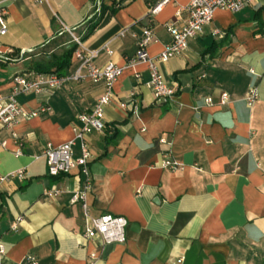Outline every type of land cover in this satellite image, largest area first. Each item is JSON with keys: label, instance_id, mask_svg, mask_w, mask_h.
<instances>
[{"label": "crops", "instance_id": "obj_1", "mask_svg": "<svg viewBox=\"0 0 264 264\" xmlns=\"http://www.w3.org/2000/svg\"><path fill=\"white\" fill-rule=\"evenodd\" d=\"M153 1L101 0L94 13L95 0H0L7 22L0 36L2 95L14 74L37 73L36 62L70 46L69 32L71 38L52 42L65 28L81 39L96 24L81 39L84 48L97 51L96 65L122 67L114 92L125 100L135 91L140 105L128 115L111 102L105 129L86 135L91 181L85 189L77 167L49 175L41 151L74 138L77 114L92 108L103 85L83 79L50 95L18 96L25 111L45 103L50 109L0 131V176L20 168L28 173L0 183V264H264V0L236 12L217 9L186 50L159 64L177 89L165 103L147 85V64L131 62L136 37L151 26L147 52L158 55L171 40L166 23L190 0L150 15ZM213 28L225 35L214 37ZM75 63L71 55L65 73ZM252 89L257 96L250 103ZM80 154L75 140L73 157ZM164 159L182 168L165 167ZM83 190L87 213L81 200L71 202ZM104 213L126 218L124 242L85 236L87 218Z\"/></svg>", "mask_w": 264, "mask_h": 264}, {"label": "built area", "instance_id": "obj_2", "mask_svg": "<svg viewBox=\"0 0 264 264\" xmlns=\"http://www.w3.org/2000/svg\"><path fill=\"white\" fill-rule=\"evenodd\" d=\"M35 4H46L48 0H30ZM253 0H190L186 5L177 8L175 16L177 19L173 22L166 23L167 30L171 35V40L164 45L163 50L156 56H150L147 52V46L154 40L153 28L145 26L141 33L136 37V51L131 59L133 61H142L147 64L149 71L148 87L153 93L156 102H168L176 94L177 89L166 82L160 73L159 64L164 63L174 55L180 54L188 47V40L202 33L203 28L210 24L214 12L217 9L229 10L236 12L249 5ZM174 2V0H154L148 3V13L155 15L161 12L164 7ZM101 10V0H95L94 13ZM6 10L0 4V36L7 32V22L5 18ZM66 32L72 35V41L76 44V48L72 53L75 60V67L72 71L64 74L56 72L50 73H30V74H14L10 78V87L7 95L0 92V131L10 127L21 118H31L40 112L50 109L47 103L42 104L32 111H25L18 101L19 95H50L58 90L65 82H80L88 79L92 83H101L103 85L102 94L96 99L92 108L87 112L77 114L80 126L74 127L75 136L59 145L47 143L41 151L42 156L46 160L47 171L51 176L59 174H68L73 168H79L80 172L85 176V189L90 186V174L88 161L91 157L89 146L86 141V135L92 131H103L105 128L104 108L111 102L124 110L128 115H135L140 111V105L134 98L135 91L131 92L128 99L121 100L117 98L113 85L122 72V67L112 61L98 66L93 62L97 55L96 50L85 49L80 37L73 35L72 30L65 28ZM211 34L214 37L222 38L225 35L223 30L213 28ZM109 54L112 50L107 49ZM0 58H4V54L0 50ZM257 96L256 90L252 89L248 96L251 103ZM228 94H221V103H225ZM207 103H211V98H206ZM75 140L80 144V156L73 157V145ZM5 142L0 139V146H4ZM20 155V151L16 152ZM163 165L170 169H181L182 166L170 159H164ZM28 173L25 169L20 168L8 174L0 176V183L9 180L12 177L20 179L26 178ZM58 190L48 191L49 195H56ZM85 191H79L71 198V202L82 201V207L87 213L88 206L84 200ZM85 226V236L87 238L98 237L102 243H121L125 240V229L127 220L123 216L104 213L101 216L90 218ZM4 252V247L0 243V253ZM93 257V256H92ZM88 264H92L91 261Z\"/></svg>", "mask_w": 264, "mask_h": 264}, {"label": "trees", "instance_id": "obj_3", "mask_svg": "<svg viewBox=\"0 0 264 264\" xmlns=\"http://www.w3.org/2000/svg\"><path fill=\"white\" fill-rule=\"evenodd\" d=\"M52 20H55L52 18ZM96 24H93L89 27L87 33L85 34L88 35L93 28L95 27ZM67 32H62L60 36L54 38L52 40L53 43L59 44L62 43L63 40H61V35L66 34ZM85 36H82L81 39H83ZM70 46L68 48H63L62 52L57 54L53 53L51 55V58L48 60H41L36 62L34 68L36 69L37 73H50V72H56L58 74H64L65 71L68 69L70 66V59L71 55L76 48V44L74 42H71L69 44ZM105 129V128H104Z\"/></svg>", "mask_w": 264, "mask_h": 264}, {"label": "rangeland", "instance_id": "obj_4", "mask_svg": "<svg viewBox=\"0 0 264 264\" xmlns=\"http://www.w3.org/2000/svg\"><path fill=\"white\" fill-rule=\"evenodd\" d=\"M71 38L70 34L66 33V34H63L61 35V40H64V39H69ZM49 48L50 47H53V44H51L50 46H48Z\"/></svg>", "mask_w": 264, "mask_h": 264}]
</instances>
